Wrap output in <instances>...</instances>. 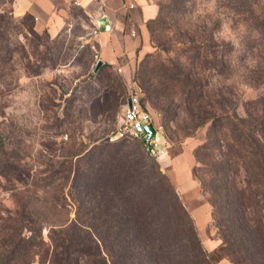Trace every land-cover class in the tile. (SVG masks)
<instances>
[{"label":"rangeland","instance_id":"rangeland-1","mask_svg":"<svg viewBox=\"0 0 264 264\" xmlns=\"http://www.w3.org/2000/svg\"><path fill=\"white\" fill-rule=\"evenodd\" d=\"M147 1L158 10L148 25L147 46L126 61L124 72L105 67L98 73L99 33L82 11H75L74 19L52 35L36 30L30 15L16 14L13 0H0V144L9 162H21L26 171L29 185H16L25 195L44 191L31 185L34 179L67 183L64 177L72 175L76 163L71 151H84L107 139L117 142L111 138L122 124L123 104L132 89L141 92L169 143L167 155L156 159L140 138L124 139L139 151L158 183L142 191L145 205L154 212H167L169 200L177 198L190 212L209 201L199 178H207L211 151L201 147L208 142L213 116L221 117L230 137L228 121L238 123L235 129L244 133L233 115L247 118L248 129L261 127L264 0ZM184 77L195 82L192 97L183 88ZM260 138L264 141V135ZM179 162L192 171L200 195L180 191ZM52 184L39 206L49 221L73 220L77 204L70 198L60 215L49 209ZM13 187L0 186V214L14 210ZM48 231L44 230L47 240ZM205 233L221 239L212 217ZM222 244L221 240L213 251L204 247L215 264H233Z\"/></svg>","mask_w":264,"mask_h":264},{"label":"trees","instance_id":"trees-1","mask_svg":"<svg viewBox=\"0 0 264 264\" xmlns=\"http://www.w3.org/2000/svg\"><path fill=\"white\" fill-rule=\"evenodd\" d=\"M105 67L111 65L103 64L98 73ZM181 81L192 97L195 82L190 77ZM212 118L208 142L201 147L211 151L207 178L199 179L209 195L213 224L233 264H264V119L261 127L248 129L247 118L233 115L244 133L235 129L238 123L228 121L230 137L221 117ZM124 139L70 150L76 163L72 175L64 177L67 183L34 179L31 185L44 191L33 196L16 187L28 184L26 171L21 162H9L0 144V186L12 183L15 189L14 210L0 214V264H215L191 212L178 198L169 200L167 212L145 205L142 191L158 183L139 151ZM50 184L55 188L49 209L60 215L70 198L77 204L73 220L49 221L42 211L38 200L48 194Z\"/></svg>","mask_w":264,"mask_h":264},{"label":"crops","instance_id":"crops-1","mask_svg":"<svg viewBox=\"0 0 264 264\" xmlns=\"http://www.w3.org/2000/svg\"><path fill=\"white\" fill-rule=\"evenodd\" d=\"M102 1L105 5H102ZM131 3L135 6L130 7ZM13 6L16 14L32 17L36 30L52 35L59 34L74 19L75 11H82L98 30L100 60L114 70L119 66L126 67L129 63L126 61L147 46L148 25L158 13L156 6L147 0H13ZM104 16L108 18L110 29L99 26L98 21ZM133 28L137 29L136 36L131 34ZM176 178L182 194L193 192L200 195L198 181L183 162L178 163ZM191 214L199 227L204 246L210 251L215 250L221 244V239H212L205 233L212 217L210 202L194 206Z\"/></svg>","mask_w":264,"mask_h":264},{"label":"built area","instance_id":"built-area-1","mask_svg":"<svg viewBox=\"0 0 264 264\" xmlns=\"http://www.w3.org/2000/svg\"><path fill=\"white\" fill-rule=\"evenodd\" d=\"M102 5H105L103 1ZM134 6V3L130 4V7ZM131 34L136 36L137 29L133 28ZM117 71L124 72L123 67L119 66ZM125 137L140 138L146 152L153 158L159 159L168 153L169 143L163 126L156 123L150 108L147 104H143L142 95L138 89H132L126 96L123 104L122 124L115 138L111 140Z\"/></svg>","mask_w":264,"mask_h":264},{"label":"water","instance_id":"water-1","mask_svg":"<svg viewBox=\"0 0 264 264\" xmlns=\"http://www.w3.org/2000/svg\"><path fill=\"white\" fill-rule=\"evenodd\" d=\"M98 23H99L100 28H102V29H110V25L108 23V18L107 17H105V16L101 17L99 19ZM103 64H104V62L102 60H99L98 63H97L95 71H98Z\"/></svg>","mask_w":264,"mask_h":264}]
</instances>
